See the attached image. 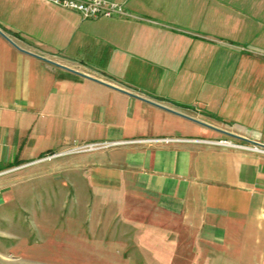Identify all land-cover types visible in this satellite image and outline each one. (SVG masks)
Masks as SVG:
<instances>
[{
	"label": "crops",
	"instance_id": "1",
	"mask_svg": "<svg viewBox=\"0 0 264 264\" xmlns=\"http://www.w3.org/2000/svg\"><path fill=\"white\" fill-rule=\"evenodd\" d=\"M110 1L133 17L0 0V172L97 145L32 170L264 253V154L210 142L264 141V0Z\"/></svg>",
	"mask_w": 264,
	"mask_h": 264
},
{
	"label": "rangeland",
	"instance_id": "2",
	"mask_svg": "<svg viewBox=\"0 0 264 264\" xmlns=\"http://www.w3.org/2000/svg\"><path fill=\"white\" fill-rule=\"evenodd\" d=\"M50 152L0 172V264H264V253H241L234 243L227 252L197 237L185 222L180 236L174 231L172 237L171 224L156 221L153 205L143 214L133 200L120 213L113 197L105 196L93 206L96 197L85 191L76 196L43 169L32 170L59 159H49Z\"/></svg>",
	"mask_w": 264,
	"mask_h": 264
},
{
	"label": "built area",
	"instance_id": "3",
	"mask_svg": "<svg viewBox=\"0 0 264 264\" xmlns=\"http://www.w3.org/2000/svg\"><path fill=\"white\" fill-rule=\"evenodd\" d=\"M47 3H51L60 6L65 9L73 10L81 14L85 19L96 18H112V17H133V15L120 3L110 0H44ZM264 136V129L262 131ZM214 145L225 146L231 149H239L249 152H255L264 154V141L248 140L247 142H239L235 140L220 139L216 141H210ZM114 143H104L103 146H111ZM97 147V145H84L73 150H67L66 152H81L88 151ZM64 152V153H66ZM64 153L50 152V158L59 157Z\"/></svg>",
	"mask_w": 264,
	"mask_h": 264
},
{
	"label": "water",
	"instance_id": "4",
	"mask_svg": "<svg viewBox=\"0 0 264 264\" xmlns=\"http://www.w3.org/2000/svg\"><path fill=\"white\" fill-rule=\"evenodd\" d=\"M0 32H2V31H0ZM3 34H5L4 32H2ZM47 61H49V62H51V63H53V64H55V65H59V66H61V67H63V68H66V69H68V70H70V71H72V72H74V73H76V74H79V75H81V76H83V77H87V78H92V79H94L93 77H91V76H89V75H87V74H84V73H81V72H78V71H76V70H74V69H71V68H68V67H65V66H62V65H60V64H58V63H56V62H54V61H51V60H49V59H46ZM98 80V79H97ZM118 88V87H117ZM122 90V89H121Z\"/></svg>",
	"mask_w": 264,
	"mask_h": 264
}]
</instances>
